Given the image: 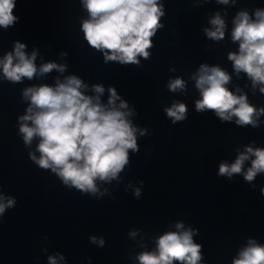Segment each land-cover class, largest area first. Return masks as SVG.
I'll return each instance as SVG.
<instances>
[{"label":"clouds","instance_id":"1","mask_svg":"<svg viewBox=\"0 0 264 264\" xmlns=\"http://www.w3.org/2000/svg\"><path fill=\"white\" fill-rule=\"evenodd\" d=\"M87 10L88 19L83 20L81 30L87 45L100 52L103 62H118L121 65H139L140 59H149L153 48L152 38L164 27L160 22L165 15L160 0H81ZM228 5L230 0H216ZM234 4L236 0H231ZM17 0H0V29L7 30L19 22L14 14ZM211 28H205L206 36L219 42L225 37V20L217 12L209 21ZM232 42H238L237 52H229L228 60L237 76L245 73L252 88L259 86L264 94V8H256L250 15L239 11L233 19ZM26 45L15 42L12 52L0 59V70L11 83L32 80L56 70L66 71V64L48 62L37 67V52L29 56ZM67 55V53H61ZM200 99L195 101V111H211L221 123L232 122L240 127H259L258 118L264 115V106L257 108L248 101L239 88L229 90L231 76L220 66L202 63L192 75ZM170 91L184 90L186 82L177 77L168 82ZM88 85L78 75H68L63 81L57 78L55 85L42 84L26 87L23 98L30 103L26 114L18 117L19 135L25 146H31L39 138L35 151L28 153L29 159L40 169L50 171L69 190L75 189L81 195L103 196L97 181L108 182L118 179V174L130 163L129 150L139 152L137 127L129 119L133 109L117 93L115 86L107 88V104L101 102L105 93L103 84L91 86L94 95H86ZM119 102V103H117ZM164 111L171 122L176 124L187 119V106L174 102ZM145 135L146 130H139ZM39 153V156L36 155ZM251 160L247 171L245 161ZM258 173H264V148L245 146L234 163L221 162L218 177L231 179L234 174L243 175L245 181L252 182ZM143 184V181L140 182ZM264 194V188L261 189ZM139 198L141 190L135 189ZM13 196H6L0 190V218L6 210L15 207ZM177 231L164 232L155 239V249L142 251L136 256L139 264H201V245L193 236L197 230L185 229L183 223H176ZM136 231L129 233L135 237ZM47 240V237H43ZM89 242L104 247L103 237L89 236ZM47 252V248L43 249ZM65 257L57 252L47 257L48 264H62ZM232 264H264V244L249 239L241 248Z\"/></svg>","mask_w":264,"mask_h":264}]
</instances>
